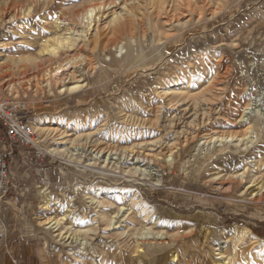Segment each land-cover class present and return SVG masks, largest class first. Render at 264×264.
<instances>
[{
  "label": "rangeland",
  "instance_id": "obj_1",
  "mask_svg": "<svg viewBox=\"0 0 264 264\" xmlns=\"http://www.w3.org/2000/svg\"><path fill=\"white\" fill-rule=\"evenodd\" d=\"M10 1L0 0V99L25 105L45 154L15 145L8 157L0 264H264V196L249 194L264 182V0H188L203 16L188 11L170 26L156 13L161 0ZM103 3L78 37L79 17ZM119 14L132 18L131 40L113 34ZM57 18L76 31L53 55L43 48L63 36ZM69 58L61 83L36 85ZM75 79L85 85L61 92ZM219 134L233 137L209 138ZM42 192L55 228L35 222ZM117 211L121 223L101 217ZM143 227L151 233L136 244Z\"/></svg>",
  "mask_w": 264,
  "mask_h": 264
},
{
  "label": "bare ground",
  "instance_id": "obj_2",
  "mask_svg": "<svg viewBox=\"0 0 264 264\" xmlns=\"http://www.w3.org/2000/svg\"><path fill=\"white\" fill-rule=\"evenodd\" d=\"M17 1V0H16ZM16 1H10V2H16ZM25 1V0H24ZM192 1V0H191ZM191 1H186V0H177V3L178 4H175V6L176 7H173L172 8V6L170 5V3H169V1H167V0H161L160 1V5H159V10H158V12H156V13H158V15L167 23V25H172V24H174V23H176V24H184V23H186L187 21H182V19L183 18H178V16L177 15H181L182 17H184V16H186L185 15V13H187L188 11L190 12V11H192V12H195V14H197L198 15V17H202L203 16V11H198L197 12V10L195 11V6H193L194 4L193 3H190ZM198 0H196V2H197ZM18 2V1H17ZM23 2V1H22ZM114 2V1H113ZM112 2V0H107L106 1V5L107 6H113L114 5V3ZM184 2V3H183ZM186 2V3H185ZM18 3H20V2H18ZM11 4V3H10ZM16 6V5H15ZM14 6V7H15ZM103 8L104 7V3L103 4H95V5H91V6H88L87 8H86V10L84 11V13L79 17V19H80V21H81V23H83V30H81V33L79 32L78 34H77V36L78 37H83L84 36V33H87L88 31H90L93 27H94V25H95V23L97 22V18H99V10H100V8ZM158 8V7H157ZM105 9V8H104ZM103 9V10H104ZM212 11V10H211ZM176 12H178V13H176ZM215 12H210V13H208V14H210L211 16L214 14ZM130 14H131V12H130ZM118 15V14H117ZM117 15H115L114 17H113V20H115V22H116V26L114 27L115 29H114V31H113V34L114 33H117V34H120V35H129V38L128 39H130L131 40V38L132 37H130V36H132L133 35V32H134V28L135 27H133L132 26V24H133V22L131 21V19L129 18H126L125 16H120V14H119V17L117 16ZM124 15V14H123ZM126 15H129V14H126ZM133 16V15H132ZM205 16V15H204ZM96 17V18H95ZM201 19V18H200ZM202 21V20H201ZM115 25V24H114ZM141 24L139 23V22H137L136 21V42H137V30H138V28H139V26H140ZM53 26V25H52ZM55 26H56V28H62L63 29V36L62 37H55L54 38V42L53 43H50V44H48L46 47H44L43 48V51L44 52H48V53H50V54H56V53H58L60 50H65V49H70L71 47H72V45H73V42H74V37H75V35H74V31H76V30H74L72 27H69L68 26V22L67 23H65V22H63V20H61V19H59V18H57L56 20H55ZM170 28V27H169ZM81 29V28H80ZM127 31V32H126ZM169 32V31H168ZM107 34V33H106ZM94 35V40L93 41H100L101 40V38L103 37V35H102V37L98 34V33H94L93 34ZM109 36V35H108ZM127 37V36H126ZM118 38V37H117ZM84 40V39H83ZM133 40V39H132ZM110 41V40H109ZM124 41V40H123ZM94 42V43H95ZM108 42V41H107ZM111 42V41H110ZM113 42V41H112ZM119 42V41H118ZM84 44V43H83ZM108 44V43H107ZM116 44V43H115ZM119 44H122V43H118V45L116 44V45H114V47L117 49V51H119V52H121L122 51V45H119ZM123 44H125L124 42H123ZM128 44V43H127ZM125 46V45H124ZM113 47V46H112ZM126 47H129L130 49H131V47H130V45H127ZM125 51V50H124ZM136 53H137V46H136ZM127 57V56H126ZM68 58V57H67ZM131 58V57H130ZM125 60V59H124ZM134 60V59H133ZM72 65H73V59H65L64 61H62L60 64H58L54 69H52V70H50V71H48V72H46V74L45 75H43L42 77H39V78H37L36 79V85L37 86H39V87H46V86H51V85H56V84H58V83H61V81L64 79V77H65V75L69 72V70L72 68ZM227 74H228V71H227ZM73 77V76H72ZM228 78V77H227ZM210 84V83H209ZM85 85V83H84V81L83 80H81V79H78V80H74V82H72L70 85H66V87L64 86V88H61L60 90H61V92H63V93H71V92H74V91H77V90H80L83 86ZM216 84L215 83H212L211 84V86L210 87H208L205 91H204V94H211L210 92L212 91V89H213V87L215 86ZM166 86V85H165ZM167 88V87H166ZM167 91H168V89L167 90H161V91H159L158 92V94L159 95H161V97H168V93H167ZM214 93V92H213ZM168 94V95H167ZM213 95V94H212ZM212 95H210V96H212ZM169 98V97H168ZM167 98V99H168ZM172 99V98H171ZM207 99V98H206ZM208 99H209V97H208ZM170 99H168V101H169ZM208 101V100H207ZM200 107V106H199ZM200 109V108H199ZM208 110H209V108H207ZM206 109V110H207ZM194 110H195V108H194ZM197 111H198V109H197ZM196 111V112H197ZM204 111H205V109H204ZM202 112V111H201ZM206 113V112H205ZM207 113H209V112H207ZM201 114H204V112L203 113H201ZM208 115V114H207ZM246 112H244L243 114H242V116L240 117L241 118V120L243 121V119H244V117H246ZM209 116H210V113H209ZM203 117H205V116H203ZM194 118V117H193ZM202 119H204V118H202ZM206 119V118H205ZM207 119H209L210 120V117L209 118H207ZM195 120V119H194ZM208 120V121H209ZM180 121V120H179ZM199 121V120H198ZM255 122H256V120H254ZM184 122V121H183ZM182 122V123H183ZM197 122V121H196ZM206 122H207V120H206ZM254 122V123H255ZM174 123H176V122H174ZM178 123V122H177ZM195 123V122H194ZM200 123H204V120H202ZM256 123H258V122H256ZM188 124V123H187ZM190 124H192V123H190ZM203 125V124H202ZM258 125V124H257ZM183 127V126H182ZM34 128L36 129V130H39V131H41L42 133H48V132H50V131H53V130H56L55 128H53V127H51V126H46V125H41V126H36V125H34ZM187 128V127H186ZM181 129V128H180ZM184 129V128H183ZM247 129V128H246ZM189 130V129H188ZM185 131H187V129L185 130ZM188 133V132H187ZM186 134V133H185ZM214 136H216V138H220V139H226V138H231V137H233L232 135H226V134H219V135H211V137H209V138H212V137H214ZM251 137V136H250ZM250 137H248V138H250ZM208 139V138H207ZM251 139V138H250ZM253 139V138H252ZM248 143H252V140H248L246 143H242L241 145H243L244 147L246 146L247 147V144ZM246 149V148H245ZM52 152H54V153H56L57 155H59V156H62L63 155V153L64 152H66V148H55V147H53V148H51L50 149ZM171 150H172V148L171 149H169V151L171 152ZM93 151H95V155H98V154H100V153H102L103 151H100V150H93ZM115 153V152H114ZM113 153V154H114ZM110 154V153H109ZM109 154H107V156L109 155ZM119 154H120V152H119ZM94 156V155H93ZM142 156V155H141ZM166 156V155H165ZM120 159L119 160H121V159H124V158H122V157H119ZM107 158H106V156L104 157V160H106ZM202 159V158H201ZM204 160V159H203ZM241 177L239 178V180H238V182H241L242 180H244V177H243V174H241L240 175ZM256 183V182H255ZM232 184H234V183H232ZM224 185H225V183H224ZM234 186V185H233ZM255 187L253 188V189H251L250 191H249V194H251L252 195V197H254L255 198V200H260L263 196H264V182H263V184L261 183V184H255L254 185ZM93 198H95V197H93ZM92 198V199H93ZM253 198V199H254ZM49 195H48V193H46V192H42V195H41V200H40V203H39V208H40V212L39 213H37V216L35 215V222L38 224V225H40V226H42V225H49V226H53L54 228L58 225V220H56V219H54V217H53V214L55 213V212H57V209H56V206H54V205H52V207L54 208L53 209V211L52 212H48L47 210H46V208L47 207H49L50 208V206L49 205H51V203H50V201H49ZM250 201H252V200H250ZM259 202V201H258ZM254 203V202H253ZM57 205V204H56ZM60 208V207H59ZM61 208L63 209V218H65L67 215H68V213H69V209H66V207L65 208H63L62 206H61ZM48 209V208H47ZM130 209V208H129ZM140 209H141V211H143L142 209H143V207H140ZM52 210V209H51ZM50 210V211H51ZM47 211V212H46ZM46 212V213H45ZM36 214V213H35ZM118 214H119V212L117 211V213H116V215H114V217H111V218H109V217H107V215H105V213L104 214H101V217L103 218V219H108L109 221H108V225H111L112 223L113 224H117V223H121L122 222V220H120L119 218L120 217H118ZM142 214H143V216L142 217H145L144 219H142V220H148L149 219V213H146L145 211L144 212H142ZM121 217H122V215H121ZM116 218H117V220H116ZM138 218H139V216H138V213L136 214V220H138ZM112 220H114L113 222H112ZM141 220V221H142ZM140 221V222H141ZM143 224H144V222H143ZM55 225V226H54ZM83 226V225H82ZM118 226H120V225H118ZM123 227L124 228H127L128 226H127V224H124L123 225ZM53 228V229H54ZM59 229V228H58ZM87 229V228H86ZM56 231V230H55ZM192 232V231H191ZM151 232L149 231V229L147 228V229H145L144 227L143 228H141V229H138V230H136V244H139V239H142L143 237H144V239H145V237L146 236H148V234H150ZM166 241V240H165ZM172 241V240H171ZM137 247H138V245H137ZM224 247V246H223ZM153 248H155V247H153ZM156 249V248H155ZM219 253L220 254H223L224 253V251H222V247L220 246L219 247ZM218 253V254H219ZM173 256V255H172ZM224 262V261H223ZM222 262V263H223ZM226 262V261H225Z\"/></svg>",
  "mask_w": 264,
  "mask_h": 264
},
{
  "label": "built area",
  "instance_id": "obj_3",
  "mask_svg": "<svg viewBox=\"0 0 264 264\" xmlns=\"http://www.w3.org/2000/svg\"><path fill=\"white\" fill-rule=\"evenodd\" d=\"M0 126L3 128L2 148H0V193L5 195L9 184V160L15 145L33 147L37 157L44 156L39 147L33 126L27 119V109L23 103L0 99Z\"/></svg>",
  "mask_w": 264,
  "mask_h": 264
}]
</instances>
